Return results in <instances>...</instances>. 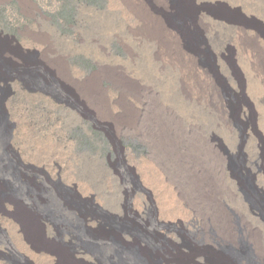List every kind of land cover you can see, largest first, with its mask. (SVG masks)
<instances>
[{
	"label": "rangeland",
	"instance_id": "374dc122",
	"mask_svg": "<svg viewBox=\"0 0 264 264\" xmlns=\"http://www.w3.org/2000/svg\"><path fill=\"white\" fill-rule=\"evenodd\" d=\"M257 60V0H0V264H264ZM162 104L221 175L229 236L182 198Z\"/></svg>",
	"mask_w": 264,
	"mask_h": 264
},
{
	"label": "bare ground",
	"instance_id": "6f19581e",
	"mask_svg": "<svg viewBox=\"0 0 264 264\" xmlns=\"http://www.w3.org/2000/svg\"><path fill=\"white\" fill-rule=\"evenodd\" d=\"M257 1L264 5V0ZM129 7L138 15L146 16L144 9L135 5H129ZM254 66L264 85V70L261 62L257 60ZM195 90L198 94L203 91L199 85H195ZM163 104L157 107L160 130L156 140L158 148L172 160L180 194L189 206L204 217L206 222L215 225L222 236H229L231 229L224 202L228 191L226 192L221 175L218 174L213 160L200 146L196 126L190 125L189 132H186L176 110L169 109ZM179 142H186L189 146L184 154L177 150L176 145ZM255 243H258L257 240Z\"/></svg>",
	"mask_w": 264,
	"mask_h": 264
}]
</instances>
